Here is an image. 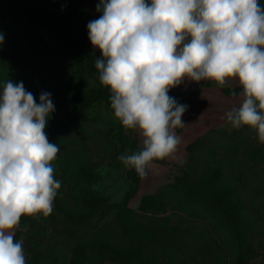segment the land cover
I'll list each match as a JSON object with an SVG mask.
<instances>
[{
    "label": "clouds",
    "instance_id": "obj_1",
    "mask_svg": "<svg viewBox=\"0 0 264 264\" xmlns=\"http://www.w3.org/2000/svg\"><path fill=\"white\" fill-rule=\"evenodd\" d=\"M102 15L88 23L101 52L95 68L111 92L115 118L138 131L142 149L118 159L145 178L155 161L176 159L187 105L168 93L185 81L232 80L242 101L226 113L235 129L255 130L264 144V6L259 0H99ZM4 37L0 34V44ZM55 105L39 103L23 82L0 91V264H26L14 237L22 216L48 217L60 181L52 162L59 147L45 132Z\"/></svg>",
    "mask_w": 264,
    "mask_h": 264
},
{
    "label": "rangeland",
    "instance_id": "obj_2",
    "mask_svg": "<svg viewBox=\"0 0 264 264\" xmlns=\"http://www.w3.org/2000/svg\"><path fill=\"white\" fill-rule=\"evenodd\" d=\"M78 1L79 12L65 8ZM98 3L99 0H59L53 9L65 32L80 42L91 43L87 25L102 15L96 10ZM33 32L34 28L26 20L19 17L5 0H0V34L4 37L0 54L7 55L9 63L22 59L26 69L35 75L30 81L15 76L11 70L0 72V90L7 80L23 82L29 91L31 84L52 86L56 78L66 75H73L88 89L96 88L91 79L78 73L69 56L55 43L45 38L40 45L34 44L31 40ZM203 81L208 80L200 82ZM230 83L236 85L238 81ZM197 84L185 81L175 89L186 91ZM51 100L55 105L54 112L63 114L65 100L52 95ZM241 101L242 96L230 99L217 88H206L198 96H189L187 111L182 116L185 125L175 129L181 138L176 159L154 163L147 176L142 178L132 207L139 210L144 196L159 195L165 202V209L159 217L172 226L183 227L190 240L196 243H215L221 239L229 242L224 225L207 207L187 199L173 188L185 171H218L221 180L233 187L246 203L244 214L250 224L249 239L254 249L264 246V144L259 142L255 130L248 127L235 129L226 120V113L233 107H239ZM118 126V120L100 101L64 133L52 166L55 179L61 183L57 195L69 208L77 210L73 192H78L87 178L92 181L96 195L108 198L111 203L124 198L129 188V168L118 159L124 154ZM129 135L143 146L138 131L134 130ZM257 150L262 154L259 158H252L250 153ZM115 215L112 212L102 222H92L85 227L71 225L61 217L60 220H49L44 225L28 228L22 239L26 263L32 259L34 251L40 250L46 253L42 264H71L80 244L97 237L121 236L120 228L114 222ZM258 252L263 254L264 247ZM256 253L248 264L263 263L264 256ZM227 260L230 264L235 263L230 258ZM162 264L175 262L163 258Z\"/></svg>",
    "mask_w": 264,
    "mask_h": 264
},
{
    "label": "trees",
    "instance_id": "obj_3",
    "mask_svg": "<svg viewBox=\"0 0 264 264\" xmlns=\"http://www.w3.org/2000/svg\"><path fill=\"white\" fill-rule=\"evenodd\" d=\"M5 2L34 28L31 36L34 44L40 45L45 42V38L49 39L69 56L80 75L88 77L96 84V88L88 89L78 83L73 75L56 78L52 86L31 84L29 92L37 103L41 93L45 92L53 97H61L66 102L63 114H50L45 128L49 141L59 147L64 133L97 102H104L114 115L110 104L111 92L101 85L95 68V59L101 58L102 54L98 49H94L91 43L80 42L63 30L53 9L59 0ZM259 3L264 6V0H259ZM65 8L79 12L80 2L68 4ZM6 56L0 54V72L11 70L12 74L24 80L32 81L35 78L34 73L26 69L22 59L9 63ZM206 88H217L229 98L237 97L242 92L240 85L232 87L228 84L220 88L212 81H203L190 90L178 91L173 88L168 94L179 104L186 105L189 96H198ZM118 129L124 154H132L142 149L129 135L134 130H126L120 122ZM261 154L260 150L250 153L252 158H259ZM165 161L166 159L154 163L162 164ZM127 177L129 188L120 202L111 203L108 198L96 195L92 189V181L87 178L86 183L80 185L79 191L73 192L77 210L69 208L57 195L53 202V211L48 217H21L14 238L17 241L22 240L28 228L44 225L49 220L57 221L63 217L71 225L85 227L92 222H102L108 214L114 212V222L120 228L121 236L97 237L80 244L74 252L71 264H162L163 258L172 260L175 264H230L227 260L229 258L235 261L234 264H248L254 258V253L257 251L256 254H259L258 251L263 249L264 246H260L255 250L249 239L251 228L244 214L245 201L233 187L221 180L218 171H185L173 188L187 199L207 207L224 225L229 242L221 239L215 243H196L190 240L183 227L172 226L159 217L165 209V202L159 195L144 196L139 210L134 209L132 202L139 194L142 178L130 168ZM34 252V256L26 264H42L46 253L40 250ZM262 255L264 256V253ZM261 264H264V261Z\"/></svg>",
    "mask_w": 264,
    "mask_h": 264
},
{
    "label": "crops",
    "instance_id": "obj_4",
    "mask_svg": "<svg viewBox=\"0 0 264 264\" xmlns=\"http://www.w3.org/2000/svg\"><path fill=\"white\" fill-rule=\"evenodd\" d=\"M230 86H232V87H237V86H239V83L238 84H236V85H233V84H231L230 82L228 83ZM0 91H2V90H0ZM178 91H180V90H178ZM238 96H241V95H238ZM237 96V97H238ZM227 97V96H226ZM229 98V97H228ZM235 98V97H234ZM230 99H232V98H230ZM187 102H188V99H187ZM187 102H186V105H187Z\"/></svg>",
    "mask_w": 264,
    "mask_h": 264
}]
</instances>
